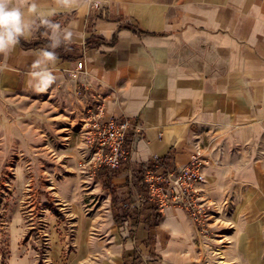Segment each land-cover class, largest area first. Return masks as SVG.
<instances>
[{"label":"crops","instance_id":"1","mask_svg":"<svg viewBox=\"0 0 264 264\" xmlns=\"http://www.w3.org/2000/svg\"><path fill=\"white\" fill-rule=\"evenodd\" d=\"M12 6L23 14L21 38L29 47L17 43L0 53V99L74 91L85 114L101 105L103 120L129 124L128 161L96 174L94 193H103L96 213L84 217L75 208L73 216L65 214L69 227L45 233L51 264H135V251L152 237L166 261L194 254L201 237L183 210L159 213L144 204L137 213L122 205L143 193L144 168L160 162L182 168L196 149L206 162L202 196L214 209L264 214V0H72L67 6L12 0ZM44 20L59 28L54 32ZM45 51L55 59H45ZM20 219L8 228L6 263L37 264L18 250L29 245L18 246L28 234Z\"/></svg>","mask_w":264,"mask_h":264},{"label":"rangeland","instance_id":"2","mask_svg":"<svg viewBox=\"0 0 264 264\" xmlns=\"http://www.w3.org/2000/svg\"><path fill=\"white\" fill-rule=\"evenodd\" d=\"M80 102L76 92L62 89L0 99V264H7L11 254L8 228L13 217H20V226L28 230L18 246L24 241L29 245L18 250L41 264L44 258L50 262L48 229L58 233L69 227L65 214L73 216L75 208L92 217L95 204L102 205L103 193H94L98 171L79 167L89 157L86 109ZM214 206L217 219L212 217L209 233L199 242L193 239L194 254L166 261L152 237L145 250L135 251V264H264V214Z\"/></svg>","mask_w":264,"mask_h":264},{"label":"built area","instance_id":"3","mask_svg":"<svg viewBox=\"0 0 264 264\" xmlns=\"http://www.w3.org/2000/svg\"><path fill=\"white\" fill-rule=\"evenodd\" d=\"M93 6L98 8L96 3H93ZM81 68L82 63H77V70ZM86 114L84 133L89 157L81 162L79 167L83 171L90 167L95 171L102 168L110 171L118 170L128 161L130 154V150L126 147L128 122L103 120L101 105L95 111L89 110ZM205 165L206 162L200 151L196 149L189 164L182 168H171L163 162L152 168H144L143 193L138 196L136 202L132 204L125 202L122 207L130 211L136 210L137 213L144 204L155 207L159 213L166 208H178L192 220L200 236L207 235L213 209L202 196ZM41 264H50V262H46L44 258Z\"/></svg>","mask_w":264,"mask_h":264},{"label":"clouds","instance_id":"4","mask_svg":"<svg viewBox=\"0 0 264 264\" xmlns=\"http://www.w3.org/2000/svg\"><path fill=\"white\" fill-rule=\"evenodd\" d=\"M59 2L67 6L72 0H59ZM32 10L35 11V4L32 5ZM43 23L48 24L54 32L59 28V25L50 24L47 20ZM26 29L27 25L20 8L12 6V0H0V53L16 45ZM43 57L47 60L55 59L54 54L47 51L43 52ZM42 82L47 86L51 82V77L45 75Z\"/></svg>","mask_w":264,"mask_h":264},{"label":"trees","instance_id":"5","mask_svg":"<svg viewBox=\"0 0 264 264\" xmlns=\"http://www.w3.org/2000/svg\"><path fill=\"white\" fill-rule=\"evenodd\" d=\"M89 42H90V41H89ZM18 43H19L23 48L29 47V45H25V43L23 42V40H22L21 37L19 38ZM45 44H46L47 47H48L49 43H48V42H45ZM150 208H152V206H150ZM152 210L156 211L155 209H152ZM155 213H156V212H155ZM156 217L158 218L159 215L156 214ZM114 220H115L116 223H118V218H117V216H114Z\"/></svg>","mask_w":264,"mask_h":264}]
</instances>
